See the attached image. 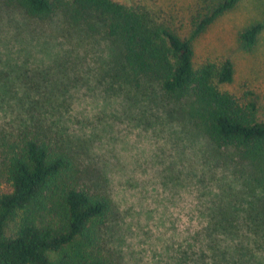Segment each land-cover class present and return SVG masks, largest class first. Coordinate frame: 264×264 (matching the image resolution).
Segmentation results:
<instances>
[{
	"label": "trees",
	"instance_id": "1",
	"mask_svg": "<svg viewBox=\"0 0 264 264\" xmlns=\"http://www.w3.org/2000/svg\"><path fill=\"white\" fill-rule=\"evenodd\" d=\"M2 2L30 20L60 18L70 45L103 42L108 58L97 67L95 82L136 107L142 122L172 139L176 127L185 126L206 137L214 151L230 152L219 157L233 181L214 192L202 173L198 213L205 226L174 251V264H263L264 116L254 101L221 88L233 80L230 60L194 67L191 45L237 0H203L191 14L187 38L146 0ZM262 26L242 31L247 47ZM74 33L83 38L77 41ZM66 60L59 56L56 65ZM39 88L22 79L20 90L38 95L29 123L0 131V264H119L106 236L113 200L94 188L99 174L83 162L86 152L76 151L65 126L66 82L50 87L62 99ZM181 174L175 171V186Z\"/></svg>",
	"mask_w": 264,
	"mask_h": 264
},
{
	"label": "rangeland",
	"instance_id": "2",
	"mask_svg": "<svg viewBox=\"0 0 264 264\" xmlns=\"http://www.w3.org/2000/svg\"><path fill=\"white\" fill-rule=\"evenodd\" d=\"M146 1L172 17L179 36L187 38L191 14L203 0ZM59 20H30L0 0V131L29 123V107L38 95L20 90L22 79L54 97L51 85L65 81V126L73 133L76 151L85 150L83 162L99 174L94 188L113 200L106 232L113 257L119 264H174V251L205 226L198 213L202 173L209 176L205 185L214 192L219 183L230 184V169L219 157L230 152L214 151L206 137L185 126L176 127L172 139L142 122L136 107L95 82L97 67L108 58L104 43L70 45L62 37ZM256 24L262 29L254 45L247 47L240 35ZM73 35L77 41L83 38ZM191 45L194 67L230 60L233 80L221 88L254 101L264 116V0H237ZM59 56L67 59L63 66L56 65ZM8 86L14 87V95ZM177 170L182 174L175 186L172 177Z\"/></svg>",
	"mask_w": 264,
	"mask_h": 264
}]
</instances>
